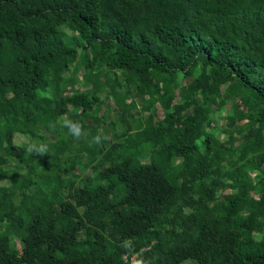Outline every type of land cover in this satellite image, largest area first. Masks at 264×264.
Masks as SVG:
<instances>
[{"label":"trees","instance_id":"obj_1","mask_svg":"<svg viewBox=\"0 0 264 264\" xmlns=\"http://www.w3.org/2000/svg\"><path fill=\"white\" fill-rule=\"evenodd\" d=\"M135 254L264 264V0H0V264Z\"/></svg>","mask_w":264,"mask_h":264},{"label":"rangeland","instance_id":"obj_2","mask_svg":"<svg viewBox=\"0 0 264 264\" xmlns=\"http://www.w3.org/2000/svg\"><path fill=\"white\" fill-rule=\"evenodd\" d=\"M80 78H81V77H80ZM80 78H79V79H80ZM109 103H110V105H114V104H113V101H110ZM105 111H106V108H105V107H102V114H103ZM162 115H163L162 110H159V112H158V116H159V117H162ZM227 122H228V119H227L226 117H224V118L221 119V123H222V124H225V123H227ZM110 126H111V124H110ZM21 140H22V139L18 138V141H21ZM106 140H107V139H106ZM90 172H92V171L90 170ZM16 244H17L18 249H21L19 242H16ZM187 264H189V263H187Z\"/></svg>","mask_w":264,"mask_h":264},{"label":"clouds","instance_id":"obj_3","mask_svg":"<svg viewBox=\"0 0 264 264\" xmlns=\"http://www.w3.org/2000/svg\"><path fill=\"white\" fill-rule=\"evenodd\" d=\"M77 135H78V131H77ZM99 137L96 138V142H99ZM26 151L28 152H33V151H38L41 155L45 154L47 152V147L46 146H41L38 149L34 148L32 145H29L26 149Z\"/></svg>","mask_w":264,"mask_h":264},{"label":"built area","instance_id":"obj_4","mask_svg":"<svg viewBox=\"0 0 264 264\" xmlns=\"http://www.w3.org/2000/svg\"><path fill=\"white\" fill-rule=\"evenodd\" d=\"M137 257V255H133L131 258H128V256H125L124 259L128 261L129 264H134V260Z\"/></svg>","mask_w":264,"mask_h":264}]
</instances>
